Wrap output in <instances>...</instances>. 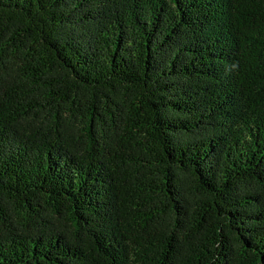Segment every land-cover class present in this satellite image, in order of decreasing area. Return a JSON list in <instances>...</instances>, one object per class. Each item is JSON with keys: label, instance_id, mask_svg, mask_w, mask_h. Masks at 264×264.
<instances>
[{"label": "trees", "instance_id": "obj_1", "mask_svg": "<svg viewBox=\"0 0 264 264\" xmlns=\"http://www.w3.org/2000/svg\"><path fill=\"white\" fill-rule=\"evenodd\" d=\"M0 264H264V0H0Z\"/></svg>", "mask_w": 264, "mask_h": 264}]
</instances>
